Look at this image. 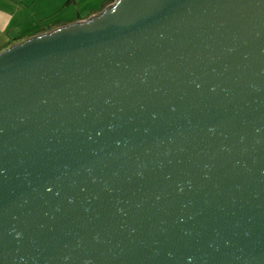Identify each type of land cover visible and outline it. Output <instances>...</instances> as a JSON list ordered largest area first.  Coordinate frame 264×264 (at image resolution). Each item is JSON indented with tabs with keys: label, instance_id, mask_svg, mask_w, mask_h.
Wrapping results in <instances>:
<instances>
[{
	"label": "water",
	"instance_id": "1",
	"mask_svg": "<svg viewBox=\"0 0 264 264\" xmlns=\"http://www.w3.org/2000/svg\"><path fill=\"white\" fill-rule=\"evenodd\" d=\"M0 264H264V0H117L0 54Z\"/></svg>",
	"mask_w": 264,
	"mask_h": 264
},
{
	"label": "crops",
	"instance_id": "2",
	"mask_svg": "<svg viewBox=\"0 0 264 264\" xmlns=\"http://www.w3.org/2000/svg\"><path fill=\"white\" fill-rule=\"evenodd\" d=\"M112 1L0 0V54L34 37L87 21Z\"/></svg>",
	"mask_w": 264,
	"mask_h": 264
},
{
	"label": "built area",
	"instance_id": "3",
	"mask_svg": "<svg viewBox=\"0 0 264 264\" xmlns=\"http://www.w3.org/2000/svg\"><path fill=\"white\" fill-rule=\"evenodd\" d=\"M116 2H117V1H115V3H114L113 5H115V4H116ZM111 6H112V5H111ZM109 7H110V6H109ZM109 7H108V8H109ZM106 9H107V8H106ZM100 14H101V13H100ZM100 14H99V15H100ZM96 16H98V15H96ZM96 16H94V17H96ZM92 18H93V17H92ZM92 18H90L89 20H91ZM89 20H87V21H84V22H88ZM84 22H79V23H84Z\"/></svg>",
	"mask_w": 264,
	"mask_h": 264
},
{
	"label": "trees",
	"instance_id": "4",
	"mask_svg": "<svg viewBox=\"0 0 264 264\" xmlns=\"http://www.w3.org/2000/svg\"><path fill=\"white\" fill-rule=\"evenodd\" d=\"M115 1H117V0H113L112 3H114Z\"/></svg>",
	"mask_w": 264,
	"mask_h": 264
},
{
	"label": "rangeland",
	"instance_id": "5",
	"mask_svg": "<svg viewBox=\"0 0 264 264\" xmlns=\"http://www.w3.org/2000/svg\"><path fill=\"white\" fill-rule=\"evenodd\" d=\"M114 4V3H113ZM112 6H114V5H112ZM111 7V6H110Z\"/></svg>",
	"mask_w": 264,
	"mask_h": 264
}]
</instances>
